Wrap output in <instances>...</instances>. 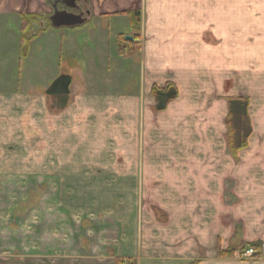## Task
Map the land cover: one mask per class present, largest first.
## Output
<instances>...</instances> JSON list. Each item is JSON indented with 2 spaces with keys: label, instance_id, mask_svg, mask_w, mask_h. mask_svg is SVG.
Wrapping results in <instances>:
<instances>
[{
  "label": "crops",
  "instance_id": "0c3cea01",
  "mask_svg": "<svg viewBox=\"0 0 264 264\" xmlns=\"http://www.w3.org/2000/svg\"><path fill=\"white\" fill-rule=\"evenodd\" d=\"M47 1L0 0V26L15 29L0 56V176L53 172L64 201L80 203L69 206L74 211L143 201L154 223L145 235L159 234L156 247H145L149 255L192 264H264V0H89L90 29L81 34L51 27L50 14L38 17L39 26L32 31L31 23L24 35L33 36L39 56L58 50L61 63L62 55L91 56L88 49L104 40L97 25L118 28L111 38L119 48L120 38L136 34L116 12L141 11L132 55L137 82L124 92H91L85 60L80 81L68 68L63 108L45 93L61 69L48 76L36 62L25 78L21 68V14L41 15ZM4 47L0 43V51ZM34 73H41L39 85L29 83ZM166 82L178 95L155 111L151 88ZM237 97L248 101L251 132L233 157L225 119L228 100ZM134 233L127 230L128 249L139 246ZM252 245L256 254L242 257Z\"/></svg>",
  "mask_w": 264,
  "mask_h": 264
},
{
  "label": "rangeland",
  "instance_id": "374dc122",
  "mask_svg": "<svg viewBox=\"0 0 264 264\" xmlns=\"http://www.w3.org/2000/svg\"><path fill=\"white\" fill-rule=\"evenodd\" d=\"M137 1L133 2L136 4ZM45 5L39 16L40 19H46V16L52 12L50 2L47 1ZM117 15L119 16H115V19L122 20L120 16H125L124 19L129 21L127 15ZM31 23L34 26V29L30 28L32 31L39 26L38 23ZM88 23L89 21L75 27L74 32L81 34L82 32H79L81 29L89 30L90 23ZM129 26L132 31L130 22ZM93 28L104 40H97L96 46L88 49L89 55L91 54L88 58L82 56L84 59H81L74 55L63 59L62 55L60 63L58 58L55 59L58 50L53 54L45 49L39 56L35 50L36 41L25 45L26 52L29 50L30 56L25 52L26 59L21 66L24 77L26 78L27 73L36 68V62H39L41 69L45 68L48 76L54 73L57 75L59 69L62 74L65 72L68 74V68L71 67L72 70L75 69L71 76L80 81L77 70L87 60L86 75L91 92L102 95L124 92L125 85L132 86L133 82H137L136 72L139 67L136 62L137 57L129 56L134 51L132 42L136 43L134 38L137 37L131 34L133 36L131 42L120 38L118 48L111 38L113 30L117 28L114 24L108 23L106 29L99 25ZM13 33H15L14 27L0 26V43L5 46L4 50L0 51V56L9 48L7 44L10 43ZM49 42L46 43L51 48L52 42L51 40ZM74 42L77 44L76 40ZM78 54L82 55L83 50ZM64 70L66 71L63 72ZM39 74L41 73H34L37 79L32 76V82L29 83L39 85L43 82L39 79ZM52 173L49 174L47 170L27 169L19 171L17 175L14 172L1 174L0 264H192V261H175L165 257L163 259V255L157 253L147 254L145 247H156L155 244L159 243L154 240L159 238V234L155 233L148 239L145 235L146 227L149 229L154 223L148 217L143 201L131 202L130 205L122 202L119 203V209L87 208L85 212L79 211L76 207L77 211H74L69 206L80 203L64 201V186L53 177ZM154 211L158 219L165 221V217L157 216L161 214L160 211L157 212L155 209ZM127 230L135 231L133 239L139 244L135 249H132L134 246L129 248L130 250L125 247ZM149 239H153L155 243L149 244ZM129 242L133 244L134 240Z\"/></svg>",
  "mask_w": 264,
  "mask_h": 264
},
{
  "label": "trees",
  "instance_id": "16d2710c",
  "mask_svg": "<svg viewBox=\"0 0 264 264\" xmlns=\"http://www.w3.org/2000/svg\"><path fill=\"white\" fill-rule=\"evenodd\" d=\"M116 14H124L129 18L132 30L137 36L138 26L140 23V11L137 9H130L127 11L119 12ZM39 14L23 13L21 14L22 19V30L20 32L21 47L20 53L25 54L26 47L33 38V36L26 37L24 34L29 28L31 22L38 19ZM50 25V22H47ZM136 39V38H135ZM132 48L134 51L129 54L132 56L138 52V45L132 42ZM131 43V44H132ZM71 83L70 76L66 74H59L46 89L45 93L47 96L55 100L57 108H63L66 106L69 96V85ZM154 98V110H164L168 103L175 99L178 95V89L173 82H166L162 86L153 85L150 91ZM229 111L225 119L226 124V144L230 154L233 157L237 156V153L247 146L248 137L250 135V119L247 114L248 101L245 97L231 98L228 100ZM255 248V245H252ZM232 256L231 252H218V255Z\"/></svg>",
  "mask_w": 264,
  "mask_h": 264
},
{
  "label": "water",
  "instance_id": "95a60500",
  "mask_svg": "<svg viewBox=\"0 0 264 264\" xmlns=\"http://www.w3.org/2000/svg\"><path fill=\"white\" fill-rule=\"evenodd\" d=\"M78 0H62L65 7L62 9H57L53 5V10L49 15L50 25L53 28H74L82 25L87 20V16H84L83 13H75L74 9L77 8ZM125 40H133L132 36H126Z\"/></svg>",
  "mask_w": 264,
  "mask_h": 264
},
{
  "label": "flooded vegetation",
  "instance_id": "af4514ba",
  "mask_svg": "<svg viewBox=\"0 0 264 264\" xmlns=\"http://www.w3.org/2000/svg\"><path fill=\"white\" fill-rule=\"evenodd\" d=\"M53 5L57 9H62L65 7L62 0H50V7L53 8ZM53 10V9H52ZM75 13H83L84 16H89L90 14V6H89V0H78L77 1V8L73 10Z\"/></svg>",
  "mask_w": 264,
  "mask_h": 264
},
{
  "label": "built area",
  "instance_id": "2783aa9c",
  "mask_svg": "<svg viewBox=\"0 0 264 264\" xmlns=\"http://www.w3.org/2000/svg\"><path fill=\"white\" fill-rule=\"evenodd\" d=\"M261 251L264 252V246L261 247ZM257 252V250L254 248V247H249L248 249H246L244 252H243V256L242 257H250V256H253L255 255Z\"/></svg>",
  "mask_w": 264,
  "mask_h": 264
}]
</instances>
